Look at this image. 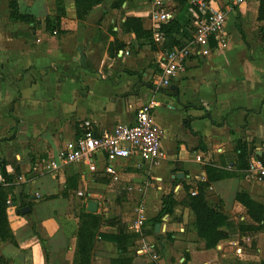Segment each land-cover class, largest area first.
I'll use <instances>...</instances> for the list:
<instances>
[{
	"label": "crops",
	"instance_id": "1",
	"mask_svg": "<svg viewBox=\"0 0 264 264\" xmlns=\"http://www.w3.org/2000/svg\"><path fill=\"white\" fill-rule=\"evenodd\" d=\"M17 1L20 12L36 21L11 22L8 0H0V161L7 163L6 171L13 176L8 186V199L13 202L6 211L17 243L0 240V264H72L78 213L87 210L92 200L99 207V197L113 191L110 178L114 175L104 172L102 160L95 171L60 162L48 168L62 146L80 135L85 120L96 133L110 131L117 123L134 124L137 109L152 103L153 121L164 131L165 159L151 165L133 157L112 165L115 175L122 168L131 172L151 168L155 181L170 178L169 191L177 202L184 191L173 179L195 185L205 176L203 164H230L236 140L252 143L257 155L264 152V41L258 33V0L239 6L213 0L226 12L223 42L192 47L183 69L167 87L157 85L165 50L156 32L161 22L151 13L168 11L175 16L178 0H128L119 8L112 7L116 0H104L82 21L76 19L73 0H65L59 36L45 30L44 19L53 13L50 0H24V5ZM187 13L194 23L198 13L193 8ZM125 17L141 18L143 28L153 32L154 45L148 38L122 32L120 22ZM113 33L125 44L117 58L108 54ZM239 190L264 202L258 196L264 195V179L247 173L213 182L208 201L236 220L250 221L235 201ZM21 193L30 201L25 215L17 209ZM158 204L160 209V198ZM175 211L176 219L168 220L171 216L166 215L163 228L180 231L173 237L185 264H196V257L202 258V264H243L235 253L242 251L245 236L200 250L196 233H188L190 240L183 233L186 218L194 219L190 210L177 204ZM155 225L154 233L144 238L163 237L161 223ZM106 228L116 233L112 226L101 230ZM117 255L115 242L98 239L92 264H108Z\"/></svg>",
	"mask_w": 264,
	"mask_h": 264
},
{
	"label": "trees",
	"instance_id": "2",
	"mask_svg": "<svg viewBox=\"0 0 264 264\" xmlns=\"http://www.w3.org/2000/svg\"><path fill=\"white\" fill-rule=\"evenodd\" d=\"M104 0H73L76 19L82 21L86 15L96 5ZM128 0H116L112 3V7L119 8L123 2ZM179 10L168 22L161 23L157 27V34L163 38L162 49L171 50L174 47L183 46L191 39L193 22L187 11L193 8L198 14V8L192 2L187 0H178ZM257 21L259 22L258 33L262 41H264V0H258ZM9 17L13 20L35 23L33 16L22 14L19 10L17 0H8ZM65 15V1L54 0V10L52 15H47L44 19L45 30L49 33L60 31L61 20ZM120 29L124 33H133L136 38H148L154 45L152 36L153 32L143 28L142 20L139 17H125L120 22ZM115 37V34L113 33ZM215 40L212 38L210 44L214 45ZM125 44L116 37L108 44V53L111 58H115L119 50H123ZM235 159L230 164L217 165L214 163L203 164L205 176L197 181L195 185L186 184L183 180L173 179V182L181 183L184 196L180 202L174 198L171 191L161 198V207L157 215L151 222L149 230L144 229L140 233H130L127 225L119 219L103 218L94 212H88L86 209L81 210L78 215V227L76 231V246L72 264H92L94 249L98 239L112 241L116 243L118 255L111 258L108 264H147L144 258L136 255L135 252L129 250V247L137 239H141L147 235L154 233V225L161 221L163 215H171L177 204L188 208L193 215V228L196 233V244L200 250H209L224 239L232 237H243L256 235L258 232H264V202L255 200L249 193L239 190L235 194V201L242 205L246 210V215L250 221L236 220L228 215L219 204H211L208 201L207 190L215 181H219L234 176L245 177L249 162L252 157L264 160V152L262 155L255 153V147L252 143L238 139L235 141ZM7 163L0 161V172L3 184H0V240L17 245L15 236L11 231L7 218V200L10 195L9 185L13 180V176L6 171ZM17 171V169H15ZM7 185V186H6ZM192 192H195L192 194ZM21 203L18 208L30 204L28 197L21 193ZM13 202V200H11ZM103 226H112L116 228V233L102 232ZM39 240L40 237H39ZM186 261V260H185ZM263 263V262H261ZM156 264V263H152Z\"/></svg>",
	"mask_w": 264,
	"mask_h": 264
},
{
	"label": "built area",
	"instance_id": "3",
	"mask_svg": "<svg viewBox=\"0 0 264 264\" xmlns=\"http://www.w3.org/2000/svg\"><path fill=\"white\" fill-rule=\"evenodd\" d=\"M247 0H227L229 6H239ZM197 6L199 14L194 21L195 27L191 39L181 47H174L165 51L159 61L160 73L158 86H169L171 80L177 77L183 69L191 48L197 45L208 46L213 38L218 43L224 40V26L226 12L213 5V0H191ZM160 6V1L155 2ZM152 18L157 22H168L173 15L166 11L153 10ZM152 103L141 106L136 111L135 123L132 125L117 123L112 130L96 133L89 120L80 124L81 133L75 139L67 141L59 151L56 161L49 163L48 168L61 164H83L90 171H95L99 160L103 161V170L106 174L115 175L112 163L118 159L138 157L151 165H158L165 159V152L161 147L164 131L156 125L152 116ZM199 160V158H197ZM247 174L256 180L264 179V160L252 157ZM0 182L2 176L0 174ZM195 192H192L194 194ZM82 195V193H80ZM12 202L7 200V207ZM142 211V210H141ZM145 221L144 213H138L137 220L131 226L135 233H139ZM147 249L139 248L137 252L146 253Z\"/></svg>",
	"mask_w": 264,
	"mask_h": 264
},
{
	"label": "rangeland",
	"instance_id": "4",
	"mask_svg": "<svg viewBox=\"0 0 264 264\" xmlns=\"http://www.w3.org/2000/svg\"><path fill=\"white\" fill-rule=\"evenodd\" d=\"M20 1L21 4L24 5V0ZM50 3L51 6H53L54 10V0H50ZM1 5L3 6V4ZM8 11L9 8L7 10V13ZM8 18L11 22H19L11 19L9 16ZM22 24L25 25L27 23L23 22ZM191 27L193 29L195 27V24L193 22L191 23ZM55 35L59 36L60 34L59 32H55ZM121 54L122 53L118 52L116 58L118 56H121ZM150 169L151 168H148L146 170L132 169L134 171L131 172L122 168L120 172H117L114 177L110 178L112 180L110 183V187H112L113 191H110L108 195L99 197L101 204L99 207L97 206L94 213L99 214L103 218V220L112 218L119 219L121 222L127 225V229L130 233H135L131 226L137 220L138 213H144L145 221L143 227L140 229V232L144 230L143 228L146 227L148 223H151L147 220L153 219L159 211V198L161 199L162 196L166 195V193H168L169 190L173 187L172 182L168 177H164L162 181H155L154 178H152L154 174L148 171ZM156 186H159L160 188H156ZM258 196L261 199L263 198L264 200L263 194L259 193ZM155 207H157V210L154 211ZM175 207H177V205ZM177 214L178 213L174 208V211L170 215L171 217L169 219L165 217L166 215H163L160 218L161 221L157 222L161 223V234H163V237H142L144 239H137L133 243V245L129 247V250H132L136 253V255L144 258V262H146L147 264H185L186 262H184L181 253L177 255V250L179 249L177 248L175 241H177L178 239L177 237H173V235H177L178 233H180V231H168L167 228H163V224L166 223L165 220L176 219V217L178 216ZM190 214L191 216H193L192 213ZM184 218L185 216L183 215V219ZM186 219L187 223H185L183 233H185L187 240H190L191 237L188 233H194L195 230L193 228V221L191 222L188 218ZM102 232H108V228H106V231L102 229ZM259 242L261 243L260 245H258ZM242 245V251L235 253L237 254L238 261H242L243 264H264V232L261 231L256 235L245 236V239L242 241ZM139 248H145L147 249V252H137ZM160 254H163V256H161ZM167 254L170 256H168ZM195 261L197 262L196 264H202L201 257H196ZM103 263L105 262L103 261Z\"/></svg>",
	"mask_w": 264,
	"mask_h": 264
},
{
	"label": "water",
	"instance_id": "5",
	"mask_svg": "<svg viewBox=\"0 0 264 264\" xmlns=\"http://www.w3.org/2000/svg\"><path fill=\"white\" fill-rule=\"evenodd\" d=\"M183 174H177V177H181ZM97 208V203L95 201H89V203L87 204V211L88 212H95ZM30 211V207L29 206H23L19 209V212L22 215L27 214ZM159 231V224L155 225V232Z\"/></svg>",
	"mask_w": 264,
	"mask_h": 264
}]
</instances>
